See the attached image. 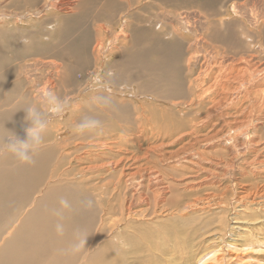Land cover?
<instances>
[{"label":"bare ground","instance_id":"obj_1","mask_svg":"<svg viewBox=\"0 0 264 264\" xmlns=\"http://www.w3.org/2000/svg\"><path fill=\"white\" fill-rule=\"evenodd\" d=\"M169 1L175 0H0V84L14 65L15 70L10 67L14 83L27 87L25 95L32 102L41 91L54 93L59 80H71L70 66L62 70L61 63L52 58L71 50L75 41L66 42V38L88 20L90 30L85 31L79 47L81 64L89 66L93 61L95 67L92 75L96 76L87 83L88 89L95 78L101 80L112 55L109 51L121 39L145 42L143 49L162 45L156 48L160 55L156 67L147 55L138 58L135 49L126 48L116 61L121 67L113 78L120 86L134 71V76L153 71L169 82L173 69L181 77L175 87L149 84L138 100L129 92L131 99L120 111L110 108L114 118L100 115L101 108L93 105L96 113L90 111L89 116L107 128L95 134L73 131L81 117L60 122L51 117L32 165L0 154V264H189L185 252L175 251L192 247L191 241L201 231L192 226L193 219H187L189 212L179 215L184 233L182 241L174 243L170 240L180 231L179 225L141 229L135 202L150 205L153 199V210L179 212L184 207L205 212L214 205L210 200L214 196L193 199L191 194L215 178V168L231 180L234 191L239 183L250 180L249 186L241 188V198L255 204L246 216L261 228L254 231L255 239L242 231L238 236L244 234L250 246L256 240L264 246V0H225V10L219 7L220 0H185L188 5L180 4V8L194 9L193 16L173 14L171 25L165 22ZM119 7L124 9L119 24L109 27ZM152 16L155 24L149 27ZM187 19L193 20L191 24L184 23ZM109 33L111 37L100 38ZM166 34L168 41L163 38ZM183 43L186 46L181 48ZM146 97L160 104L147 105L141 101ZM0 100L8 102L0 105V135H7L8 130L26 138L25 101L17 91ZM171 141L180 148L168 153L165 145ZM144 145L146 150L141 149ZM136 149L142 150L141 155ZM171 164L180 167L178 186L162 167L179 168ZM203 175L206 178L198 182ZM169 193L189 199L185 206L180 201L172 203L179 197H167ZM81 194L83 201L95 196L90 210H84L77 200ZM61 196L69 198L73 210L65 214V233L58 236L54 231L57 218L49 210L58 206ZM28 205L38 210L31 213L25 209ZM115 216L118 219L113 220ZM199 221L203 229L214 222L210 218ZM77 228L89 233L85 249L76 255L63 254L61 250ZM219 236L213 235L214 252L225 243ZM261 257L257 264H264ZM220 260L223 264L225 257Z\"/></svg>","mask_w":264,"mask_h":264},{"label":"rangeland","instance_id":"obj_2","mask_svg":"<svg viewBox=\"0 0 264 264\" xmlns=\"http://www.w3.org/2000/svg\"><path fill=\"white\" fill-rule=\"evenodd\" d=\"M186 1L188 2V0H186ZM186 1L185 0H175V1H169L168 2L167 6H166V10L169 13H167L168 16L166 15V17H168V18H166V20H165L166 23L168 22L167 24L171 25L173 22L171 23L170 20L172 19L174 21V19H175L174 16L177 14H183L185 12H189L190 13L189 16L190 17L193 16L192 12L194 9L186 10V8H180V4H182L184 7H186L188 5ZM192 3H194V2H192ZM226 4L227 3L225 2V0H220L219 7L222 6V7H224L223 9L225 10V8L228 6ZM189 8H192V7H189ZM123 12H124V9L119 7L117 13L114 15V17H115L114 20L112 19V20H110V22L107 23L108 26L109 27L114 26L115 23L119 24V20L122 17ZM173 14H174V16H172ZM88 21L82 22L79 25H77L76 27H74V29L70 32V34L66 38V42L75 41V44L71 48V50L70 51L67 50L63 53H57L54 56L55 58H52L54 61L61 63V65L63 66L62 70H64V67L67 68L70 66V68H71L69 70L70 73L68 72L69 76L71 77V80H68L65 78L63 80H59V83H56L57 89L55 90L54 94L56 96H58L59 98H61L62 100L66 101V103L68 105L65 112L62 115L54 117L57 122H60L58 120L65 119V118H68L70 116H73L74 118H77V117L83 118V116L85 114H86L85 116H89V115H91V112L96 113V109H93V105L91 103V98L93 96H96V95H106V96L110 97V99L112 100L111 106L107 107V108H101V110L98 113L100 115H111L110 108L115 109V110H119L121 107H123L124 104H126V105L128 104L129 100L131 99L128 95H129V92H131V91H132V93L133 92L135 93L136 100H138L137 97L141 94H144L141 92L147 91L149 84L160 83L161 85L166 86V87H175L176 83L180 82V80H181L180 75L175 73L173 69L171 70V80L169 82L162 81L160 79V77L156 73H154L153 71L148 72L144 75H135V76H134V74H135V71H134L132 74V78H128L127 80L122 81L121 84H123L125 86L121 85V86H123V87H121L120 84L117 82V80H114L113 78L115 76H117L119 73V69L121 66H119V67L116 66V61H118L120 59L121 55L122 56L125 55V54H123L124 50L126 48L135 49L136 52H134V53L137 55L138 58H140L142 54L147 55V57L152 61V63H150V64H152L154 67H156V66H158L157 64H158L159 59H160V55L158 54L156 48L162 45L161 44L157 47H154V45H151V46H148L146 49H143V44L145 42L139 43L136 40H133V42L130 43V42L126 41L125 39H121V40H119L116 47H113L109 51V53H111L112 55H111L110 59L108 60L107 64L104 66V69L101 73L100 82L104 85V87L102 89H100L99 91H97L96 90L97 85L92 84L91 89H88L86 87L87 83L90 82V80L93 79L94 76H96V75H92V72H93L95 67H94L93 61L89 66H83L81 64L82 55L79 53V47H80L81 39L83 38L84 35H86L85 31L90 30ZM185 21L187 22V24L188 23L191 24V22L193 20L187 19V20H184V23H185ZM149 22H150L149 27H151V24H155V17H153V16L150 17ZM152 29L154 32H158L157 29H159V26H157L156 28H152ZM90 37L92 39L94 38L93 35ZM106 37H111V34L109 33L108 35L107 34L102 35L100 38L104 39ZM163 38H165L166 41L169 40V37L167 36V34L164 35ZM148 45H150V44H148ZM185 46L186 45L183 43L181 48H184ZM142 50H146V51H142ZM16 63H17V61L14 62V64H16ZM13 66L12 67L10 66V67L12 69H14ZM10 67L7 70V74H5L9 78H6V76H4L2 83L0 84V99L4 98L5 95H7L9 93H12V95L15 96V93L17 91V93L22 97L23 101H25V106H26V104L31 101L30 96L25 95L26 91H27V87L20 85V84L16 85L14 83V78H12V73L10 71ZM45 73H47V71H44V74ZM63 76L66 77V74H64ZM30 89H33V88H30ZM86 101H88L89 106H90V109L87 112L84 110L85 108H88V104L85 105ZM141 101H145V103L147 105H149V104L150 105H153V104L159 105L160 104L158 101L153 102L154 100H151L148 97L142 98ZM7 103H8L7 101H1L0 100V105L7 104ZM10 105H12V103H10ZM82 107H83V109H81ZM155 108L158 110V113L161 112V109H159L157 107H155ZM115 113L119 114V112H115ZM120 114H121L120 116L125 115V113H120ZM111 116L113 118L116 117L114 114ZM11 119L13 120V118H11ZM18 125L20 126V128L23 127V125L21 123H18ZM101 129L105 130L107 128L103 127ZM51 131L55 132L56 128L54 127ZM134 137L137 138L138 134L134 135ZM130 138H132V137L130 136ZM172 141L165 145V151L167 150L166 152H168V153L176 151L179 147L178 144H176L175 142H172ZM153 144L154 143H152V145ZM154 145H156V144H154ZM141 149L146 150L147 145L141 146ZM142 150L140 151V150L136 149V151L139 152V153L136 152L137 155L138 154L141 155ZM211 151H213V150H211ZM171 165H175V166L179 167L178 166L179 164H171ZM162 167L164 169H167L170 171L169 176L174 178L175 181L173 180V183H174V185L178 186L179 183L176 180L181 179L179 177V171H178L180 169V167L176 170L171 169V167H164V166H162ZM163 171H165V170H163ZM213 173H214L213 177H215V178L210 179V181H211L210 183H207L206 185L195 188V192L193 190V192L191 194V196H192L191 198H193V199L214 196L210 199V200H213L212 204H214V205H211V207L208 209L205 208V212L204 211L198 212V210L188 211L184 207H182L179 210V212L174 210V208H171L168 210L165 209L166 211H164V210L161 211L159 209L153 210L151 205H153L154 200L152 199V202H150L151 203L150 205L148 203L145 205L142 203L135 202L134 212L137 215H139L136 218L137 222L141 223V229H147V230L148 229L156 230L158 228H162V226L164 228H166V227L167 228H174L176 224H178L179 228H180V222L181 221L179 219H181V218L179 217V215H181V213H184V212H186V213L189 212L187 219H189V218L193 219L192 226H198L201 229V231H198L197 234L195 235V238H197V240L191 241L192 247H189L186 249L176 248V250H175L178 253L185 252L187 255L185 259L191 260V262L189 264H200L201 262H202V264H219V262L221 261L220 259L223 256L225 257V260H226V261L224 260L223 264H257L259 262V259H262L261 256H264V252H263L264 246L258 245L257 244L258 240L254 241V244L250 246L249 244L245 243L247 238H245V239L242 238L244 236V234H246L247 236L250 235V238H249L250 240L255 239L258 236V234L255 232L261 228V225L259 223H258V225H253V223L255 221L252 219H248V217H247L248 216L247 213L250 212V210H252L254 208L255 204L252 203L251 200H249V198H244L245 200H243L241 198V196H242L241 193H243V190L241 188H243V186H249L250 180L249 181L247 180L248 182L239 183L236 186V189L234 191V189L231 187V184H230L231 180L228 177H227L228 178L227 179L226 177L221 176V175H223V172L221 171V169L215 168L213 170ZM219 177L220 178L222 177V179L219 180ZM203 178H206V175H203L198 182H201V180H204ZM238 178L239 177L237 176V179ZM223 179H225L226 181ZM101 183L102 182H100V184ZM219 189H220V191H219ZM238 193H240V194H238ZM170 196H178L179 198L173 197L174 201L172 203H178L180 201L184 206L186 205L185 203L188 201L187 199H189V198H187L188 196H181V194H179V193L178 194L177 193L176 194H174V193L170 194L169 193L167 197H170ZM87 197H89L92 200V197H95V196H87ZM76 198L79 201V203L81 204V202L83 201L82 194L80 195V198H78V197H76ZM118 199H120V198H118ZM94 200H96V199L94 198ZM117 200L114 202L115 204H117ZM94 202H95V204H97V201H94ZM217 203H219V205ZM240 203H241V205H240ZM100 205H103V204H100ZM246 206H247V208H246ZM25 209H28L29 211H31V213H35L38 210L37 208H33L31 205H28ZM258 210H259V208H258ZM24 218H25V216L22 215L21 219H24ZM199 218L200 219L204 218L206 220L208 218H210L211 220L213 219L214 222L211 226H209V228H208V226H206V228H208V229H203L205 226L199 221ZM114 219L115 220L118 219V216H115L113 218V220ZM175 219H178V221H175ZM220 221H222L223 223L220 224L219 223ZM106 223L109 226V220H107ZM252 228H257V229L252 230ZM262 230H263V228H262ZM241 231L244 234H243V236L239 237L238 235ZM183 233H184L183 228H180V231L175 233L172 236L170 241H172L174 243H180V241H182ZM215 234L218 236H219V234H221L219 236L220 239L223 238L225 241L224 245L222 247H220L219 251H217V252H214L213 244H212L213 235H215ZM225 234H227V235H225ZM259 234H262V233H259ZM231 238L235 240L234 243L230 242L229 239H231ZM227 242H229L230 244H228ZM199 259H200V261L197 262ZM164 264H166V263H164Z\"/></svg>","mask_w":264,"mask_h":264},{"label":"clouds","instance_id":"obj_3","mask_svg":"<svg viewBox=\"0 0 264 264\" xmlns=\"http://www.w3.org/2000/svg\"><path fill=\"white\" fill-rule=\"evenodd\" d=\"M97 91L104 85L97 77L94 79ZM91 103L95 107L107 108L111 106V99L106 95H96L91 98ZM66 101L56 96L51 91H41L37 94V99L28 102L22 109L26 115L24 117L28 126L24 129L26 138L21 139L15 133L7 131V135H0V154H10L18 164L32 165L35 163V156L44 143L45 133L48 129L50 118L62 115L67 108ZM102 127V122L93 116H84L73 126V131L78 135L95 134ZM58 206L50 209V214L57 218L54 231L58 236H63L65 226L62 223L65 214L73 210V205L68 197L61 196L57 202ZM84 210L93 207L92 200L81 202ZM89 236L82 228L74 229L68 245L62 249L66 255H76L85 249L86 239Z\"/></svg>","mask_w":264,"mask_h":264}]
</instances>
